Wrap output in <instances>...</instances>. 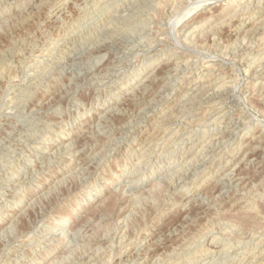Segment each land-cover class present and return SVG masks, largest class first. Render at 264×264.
Wrapping results in <instances>:
<instances>
[{"label": "rangeland", "instance_id": "rangeland-1", "mask_svg": "<svg viewBox=\"0 0 264 264\" xmlns=\"http://www.w3.org/2000/svg\"><path fill=\"white\" fill-rule=\"evenodd\" d=\"M228 1L0 0V264H264V0Z\"/></svg>", "mask_w": 264, "mask_h": 264}, {"label": "bare ground", "instance_id": "bare-ground-1", "mask_svg": "<svg viewBox=\"0 0 264 264\" xmlns=\"http://www.w3.org/2000/svg\"><path fill=\"white\" fill-rule=\"evenodd\" d=\"M228 1V0H227ZM236 1V0H235ZM229 2V1H228ZM257 3V2H256ZM34 8V7H33ZM37 9V8H36ZM239 9V8H238ZM260 10V9H259ZM258 10V11H259ZM262 11V10H261ZM210 12V11H209ZM230 13V12H229ZM187 14V13H186ZM232 14V13H231ZM184 15V14H183ZM253 15V14H252ZM241 17V16H240ZM263 18V17H262ZM193 20V19H192ZM259 20V19H258ZM195 22V21H194ZM242 22V21H241ZM219 25V24H218ZM252 25V24H251ZM185 26V25H184ZM257 26H259V25H257ZM189 29V28H188ZM171 30V29H170ZM182 30V29H181ZM215 32V31H214ZM163 33V32H162ZM169 33V32H168ZM176 33V32H175ZM255 33V32H254ZM168 36V35H167ZM250 36V35H249ZM216 37V36H215ZM178 38V37H177ZM149 39V38H148ZM159 39V38H158ZM154 40V39H153ZM252 40V39H251ZM258 40V39H257ZM261 40V39H260ZM148 44V43H147ZM215 44V43H214ZM218 44V43H217ZM171 45V44H170ZM220 46V45H219ZM171 47V46H170ZM253 47V46H252ZM248 48V47H247ZM246 50V49H245ZM256 50V49H255ZM259 50H261V49H259ZM188 52V51H187ZM257 53V52H256ZM235 54V53H234ZM250 54V53H249ZM264 54V53H263ZM106 55V54H105ZM180 56V55H179ZM233 56V55H232ZM249 58V57H248ZM251 58V57H250ZM192 59V58H191ZM251 60V59H250ZM254 60V59H253ZM252 60V61H253ZM260 60V59H259ZM192 61V60H191ZM249 61V60H248ZM187 62V61H186ZM225 62V61H224ZM227 62V61H226ZM179 63V62H178ZM243 65V64H242ZM195 66V65H194ZM212 66H215V65H212ZM219 66V65H218ZM237 66V65H236ZM250 67H251V65H249ZM201 67H202V65H201ZM217 67V66H216ZM260 67V66H259ZM204 68V67H203ZM257 68H258V66H257ZM256 68V69H257ZM221 70V69H220ZM248 70V69H247ZM264 71V70H263ZM167 72V71H166ZM255 72V71H254ZM169 73V72H168ZM172 74V73H171ZM196 74V73H195ZM206 74V73H205ZM210 75V74H209ZM221 75V74H220ZM246 75V74H245ZM187 76H189V75H187ZM215 76V75H214ZM253 76H254V74H253ZM259 76V75H258ZM216 77V76H215ZM247 77V76H246ZM187 79V78H186ZM197 80V79H196ZM263 80V79H262ZM196 82V81H195ZM213 82V81H212ZM145 84V83H144ZM162 86V85H161ZM148 88V87H147ZM194 88V87H193ZM134 89V88H133ZM136 89V88H135ZM219 90V89H218ZM229 90V89H228ZM131 91V90H130ZM199 91V90H198ZM154 92V91H153ZM247 92V91H246ZM148 93V92H147ZM232 93V92H231ZM119 94V93H118ZM126 95V94H125ZM219 95V94H218ZM47 96V95H46ZM122 97V96H121ZM41 98V97H40ZM140 99V98H139ZM148 99V98H147ZM147 99H146V101H147ZM232 99V98H231ZM137 100H138V98H137ZM158 101V100H157ZM143 102H144V100H143ZM149 102V101H148ZM169 102V101H168ZM43 104V103H42ZM115 104V103H114ZM216 104V103H215ZM36 105V104H35ZM34 105V106H35ZM166 105V104H165ZM212 105V104H211ZM167 107V106H166ZM212 107V106H211ZM34 108V107H33ZM113 108V107H112ZM115 108V107H114ZM118 108V107H117ZM210 108V107H209ZM220 108V107H219ZM40 109V108H39ZM119 109V108H118ZM123 109V108H122ZM217 109V108H216ZM28 110V109H27ZM57 110V109H56ZM141 111V110H140ZM145 111V110H144ZM213 111V110H212ZM232 111V110H231ZM130 112V111H129ZM128 112V113H129ZM136 112V111H135ZM142 113V112H141ZM143 114V113H142ZM223 114V113H222ZM104 115H106V114H104ZM133 115V114H132ZM221 115V114H220ZM110 116H112V115H110ZM226 116V115H225ZM109 117V116H108ZM217 117V116H216ZM171 118V117H170ZM111 120V119H110ZM221 120V119H220ZM230 120H231V117H230ZM135 121V120H134ZM129 122V121H128ZM168 122V121H167ZM173 122V121H172ZM220 122V121H219ZM126 123H127V121H126ZM190 123V122H189ZM216 123V122H215ZM220 123H222V121L220 122ZM224 123V122H223ZM233 123V122H232ZM168 124V123H167ZM171 124V123H170ZM184 124V123H183ZM188 124V123H187ZM191 124V123H190ZM189 125V124H188ZM220 125V124H219ZM244 125V124H243ZM100 126V125H99ZM160 126V125H159ZM166 126V125H165ZM185 126V125H184ZM209 126V125H208ZM230 126V125H229ZM245 126V125H244ZM204 127V126H203ZM216 127V126H215ZM241 127H243V126H241ZM91 128V127H90ZM111 128V127H110ZM159 128V127H158ZM157 128V129H158ZM184 128V127H183ZM205 128V127H204ZM235 128V127H234ZM154 129H156V128H154ZM163 129H165V128H163ZM205 130V129H204ZM82 131V130H81ZM179 131V130H178ZM202 131V130H201ZM98 132V131H97ZM151 132V131H150ZM166 132V131H165ZM175 133H176V131H174ZM152 133V132H151ZM178 133V132H177ZM229 133V132H228ZM240 133V132H239ZM98 134V133H97ZM171 134V133H170ZM170 134H168V135H170ZM203 134V133H202ZM162 135V134H161ZM172 135V134H171ZM229 135V134H228ZM234 135H235V133H234ZM196 137V136H195ZM179 138V137H178ZM231 138V137H230ZM100 139V138H99ZM142 139V138H141ZM150 139V138H149ZM155 139V138H154ZM188 139V138H187ZM191 139H193V138H191ZM101 140V139H100ZM143 140H145V139H143ZM161 140V139H160ZM163 140H165V139H163ZM178 140V139H177ZM181 141V140H180ZM209 141V140H208ZM212 142H213V140H211ZM228 141V140H227ZM226 141V142H227ZM139 142V141H138ZM142 142V141H141ZM178 142V141H177ZM94 143V142H93ZM155 143V142H154ZM209 144V143H208ZM217 144V143H216ZM91 145V144H90ZM221 145H222V143H221ZM249 145H251V144H249ZM248 145V146H249ZM154 146V145H153ZM179 146V145H178ZM200 146H203V145H200ZM220 146V145H219ZM209 147V146H208ZM59 148V147H58ZM151 148V147H150ZM156 148V147H155ZM190 148V147H189ZM216 148V147H215ZM242 148V147H241ZM60 149H61V147H60ZM63 149H64V147H63ZM62 149V150H63ZM135 149V148H134ZM192 149V148H191ZM190 149V150H191ZM198 149V148H197ZM206 149V148H205ZM89 150V149H88ZM143 150V149H142ZM188 150V149H187ZM193 150V149H192ZM204 150V149H203ZM237 150V149H236ZM57 151V150H56ZM239 151V150H238ZM146 152V151H145ZM186 152V151H185ZM200 152V151H199ZM247 152V151H246ZM54 153V152H53ZM53 153H52V155H53ZM181 153V152H180ZM183 153V152H182ZM49 153H47V155H48ZM143 154V153H142ZM219 154V153H218ZM193 155H195V154H193ZM213 155V154H212ZM216 155V154H215ZM142 156V155H141ZM182 156V155H181ZM218 156V155H217ZM49 157V156H48ZM140 157V156H139ZM219 157V156H218ZM232 157V156H231ZM87 158V157H86ZM183 158V157H182ZM242 159V158H241ZM94 160V159H93ZM215 160V159H214ZM135 161V160H134ZM146 161V160H145ZM207 161V160H206ZM213 161V160H212ZM70 162V161H69ZM136 162H139V161H136ZM183 162V161H182ZM140 163V162H139ZM264 163V162H263ZM136 164V163H135ZM203 164V163H202ZM242 164V163H241ZM172 165V164H171ZM198 165H199V163H198ZM201 165V164H200ZM220 165V164H219ZM184 166V165H183ZM182 166V167H183ZM197 166V165H196ZM91 167V166H90ZM187 167V166H186ZM204 167V166H203ZM37 168H39V167H37ZM81 168V167H80ZM89 168V167H88ZM217 168V167H216ZM82 169V168H81ZM131 169H132V167H131ZM179 169V168H178ZM186 170V169H185ZM193 170V169H192ZM209 170V169H208ZM217 170V169H216ZM222 170V169H221ZM135 171V170H134ZM200 171H201V169H200ZM210 171V170H209ZM174 172H176V170L174 171ZM173 172V173H174ZM230 172V171H229ZM132 173V172H131ZM178 173V172H177ZM184 173V172H183ZM228 173V172H227ZM157 174V173H156ZM195 174H197V173H195ZM201 174H202V172H201ZM68 175H69V173H68ZM168 175V174H167ZM188 175V174H187ZM231 175V174H230ZM133 176V175H132ZM143 176V175H142ZM165 176H166V174H165ZM165 176H163V177H165ZM194 176V175H193ZM63 177V176H62ZM61 177V178H62ZM141 177V176H140ZM160 177V176H159ZM175 177V176H174ZM22 178V177H21ZM60 178V179H61ZM166 178V177H165ZM225 178V177H224ZM228 178V177H227ZM59 179V180H60ZM134 179V178H133ZM160 179V178H159ZM167 179V178H166ZM174 179H176V178H174ZM62 180V179H61ZM57 182V181H56ZM167 182V181H166ZM217 182V181H216ZM168 183V182H167ZM236 183V182H235ZM126 186V185H125ZM198 187V186H197ZM148 190V189H147ZM107 192V191H106ZM127 192H129V191H127ZM42 193V192H41ZM225 194V193H224ZM46 195V194H45ZM41 196V195H40ZM39 196V197H40ZM146 197V196H145ZM56 198V197H55ZM136 198V197H135ZM137 199V198H136ZM189 199V198H188ZM188 201V200H187ZM127 209V208H126ZM163 209V208H162ZM159 210V209H158ZM160 212V211H159ZM167 212V211H166ZM160 214V213H159ZM14 219V218H13ZM18 221H19V219H18ZM183 221V220H182ZM62 222V221H61ZM124 223V222H123ZM121 226V225H120ZM60 230V229H59ZM62 232V231H61ZM65 233V232H64ZM177 233V232H176ZM83 240V239H82ZM84 241V240H83ZM146 241V240H145ZM100 245V244H99ZM160 245V244H159ZM101 246V245H100ZM83 247V246H82ZM85 247V246H84ZM90 247V246H89ZM93 249V248H92ZM139 249V248H138ZM125 250V249H124ZM96 251V250H95ZM135 251V250H134ZM133 251V252H134ZM88 254V253H87ZM86 254V255H87ZM146 255V254H145ZM83 256V255H82ZM131 258V257H130ZM123 259V258H122ZM149 259V258H148ZM129 260V259H128ZM132 260V259H131ZM144 260V259H143ZM81 262V261H80ZM142 262V261H141ZM131 263V262H130ZM144 263V262H143ZM110 264V263H109ZM125 264V263H124Z\"/></svg>", "mask_w": 264, "mask_h": 264}]
</instances>
